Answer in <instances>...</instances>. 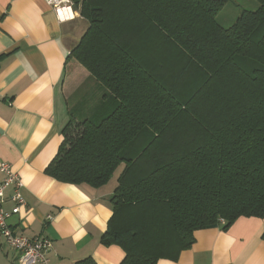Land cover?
<instances>
[{
	"label": "trees",
	"instance_id": "16d2710c",
	"mask_svg": "<svg viewBox=\"0 0 264 264\" xmlns=\"http://www.w3.org/2000/svg\"><path fill=\"white\" fill-rule=\"evenodd\" d=\"M228 1L68 0L88 22L69 56L106 93L68 112L44 173L96 189L123 166L101 237L120 264L175 258L197 230L264 217V0L223 28Z\"/></svg>",
	"mask_w": 264,
	"mask_h": 264
},
{
	"label": "crops",
	"instance_id": "0c3cea01",
	"mask_svg": "<svg viewBox=\"0 0 264 264\" xmlns=\"http://www.w3.org/2000/svg\"><path fill=\"white\" fill-rule=\"evenodd\" d=\"M63 5L61 16L46 0H0V164L18 174L25 200L8 224L17 235L48 238V264H120L124 251L101 240L114 188L65 184L44 173L61 144L71 101L84 105L85 114L106 93L69 56L88 22L68 0ZM76 66L84 83L67 96L64 80ZM193 238L177 257L156 264H264V217H240L225 230H197ZM15 258L0 238V264Z\"/></svg>",
	"mask_w": 264,
	"mask_h": 264
},
{
	"label": "built area",
	"instance_id": "2783aa9c",
	"mask_svg": "<svg viewBox=\"0 0 264 264\" xmlns=\"http://www.w3.org/2000/svg\"><path fill=\"white\" fill-rule=\"evenodd\" d=\"M52 5L60 15V11L66 10L63 4L67 0H46ZM0 238L5 246L16 253L15 264H48L46 255L52 248L51 241L43 236L27 238L17 235L8 224V220L18 215L20 208L25 205V200L21 194L22 183L18 174L10 164H0ZM7 192L9 195L7 196ZM10 205L7 208V205ZM51 220L50 216L46 217ZM223 223V220H220Z\"/></svg>",
	"mask_w": 264,
	"mask_h": 264
},
{
	"label": "rangeland",
	"instance_id": "374dc122",
	"mask_svg": "<svg viewBox=\"0 0 264 264\" xmlns=\"http://www.w3.org/2000/svg\"><path fill=\"white\" fill-rule=\"evenodd\" d=\"M258 3L256 0H229L220 11L215 16L216 23L223 27L228 28L230 27L236 20V18L241 14L243 11H255L258 8ZM76 62V61H75ZM76 64H78L76 62ZM84 72L79 70V68L76 66V69H71V72H68L66 74L65 80H64V90L66 92L67 96H70L73 92V89H77V85L80 84L83 85L84 83ZM76 87V88H74ZM89 88V87H88ZM88 90V89H87ZM78 102H81L78 100ZM81 103L73 104L71 101L70 107L72 111H79L82 105ZM75 108V110H74ZM118 166L115 171L113 172L112 177L108 181L107 185L100 187L103 188L102 191L112 190L115 188V181L118 177V174L121 172L122 168H119Z\"/></svg>",
	"mask_w": 264,
	"mask_h": 264
},
{
	"label": "bare ground",
	"instance_id": "6f19581e",
	"mask_svg": "<svg viewBox=\"0 0 264 264\" xmlns=\"http://www.w3.org/2000/svg\"><path fill=\"white\" fill-rule=\"evenodd\" d=\"M65 11V10H64ZM65 13V12H64ZM63 11H60V15L63 16L64 15ZM68 14V13H67Z\"/></svg>",
	"mask_w": 264,
	"mask_h": 264
}]
</instances>
